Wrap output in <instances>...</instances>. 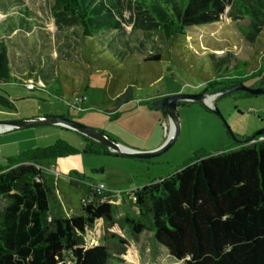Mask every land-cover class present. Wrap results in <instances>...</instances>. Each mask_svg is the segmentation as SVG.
Returning a JSON list of instances; mask_svg holds the SVG:
<instances>
[{
    "label": "rangeland",
    "instance_id": "1",
    "mask_svg": "<svg viewBox=\"0 0 264 264\" xmlns=\"http://www.w3.org/2000/svg\"><path fill=\"white\" fill-rule=\"evenodd\" d=\"M14 1L23 4L32 14L31 18L37 21L35 30L42 32L46 42L34 50L39 34L34 36V31L11 34L15 28H24L22 31L28 28L25 14L23 19L10 16L0 23V36L9 50L12 74L20 82L0 87V123L63 117L142 151L140 148L155 146L167 137L170 129L169 118L161 110L151 108L149 102L169 95L201 94L206 83L215 76L214 56L229 60L230 66L239 61L248 62V73L261 69L264 75V29L254 42L246 41L239 28L246 27L249 21L232 19L228 14L230 7L225 9L218 23L195 26L186 35L168 41L162 34L143 32L137 24L133 25L139 13L133 3L123 0L124 20L132 23H125L123 27L132 48L125 58H120L115 56L107 40L102 41L103 37L85 38L76 20L60 17L55 0ZM8 7L11 13L16 6ZM6 16L0 6V22ZM156 55L160 61L154 59ZM39 58L49 59L51 65H55L54 72L50 68L41 71L39 66L43 62ZM42 72L45 78L50 77L46 75L49 72L57 74L60 86L51 82L48 89L42 90L45 85ZM263 78L250 77L243 85L262 88ZM129 87L134 89V100L113 115L111 110L116 98ZM60 94L64 99L58 97ZM213 105L218 113L199 102L182 103L180 136L169 150L156 158L139 160L85 154L87 144L82 134L66 127L43 125L0 135V163L8 164L7 155L17 156L28 150L54 148L60 144V148L54 150L58 155L55 159L40 162L48 185L55 191L50 201L54 212L59 210L66 218L82 215L86 196L75 182L90 186L103 184L119 194L106 199L115 206L116 223L96 222L87 230L89 245H100L104 236L116 234L129 244L126 254L120 256L124 261L121 264H186L157 243L151 231L134 238L119 225L127 216L137 215L134 190L170 176L178 167L200 159L203 154L230 149L235 143L232 133L237 138L247 139L264 128V94L243 98L240 92H235L217 97ZM143 132L149 137L148 143L142 139ZM69 147L78 153L67 155ZM5 204L6 201L0 199V212Z\"/></svg>",
    "mask_w": 264,
    "mask_h": 264
},
{
    "label": "trees",
    "instance_id": "2",
    "mask_svg": "<svg viewBox=\"0 0 264 264\" xmlns=\"http://www.w3.org/2000/svg\"><path fill=\"white\" fill-rule=\"evenodd\" d=\"M55 1L60 17L76 20L85 38L103 37L102 41L107 40L120 58L132 48L125 23L174 41L190 28L218 23L230 7L232 19L249 21L239 28L246 41L254 42L264 29V0H129L139 13L132 23L124 20L123 0ZM8 5L16 6L11 13ZM0 6L7 14L0 23L10 16L23 19L25 14L28 28H15L11 34L34 31V36L39 34L40 38L36 36L38 45L34 43L33 49L45 44L46 37L35 30L37 21L23 4L0 0ZM39 59L43 62L41 71H53L55 65L49 59ZM154 59L161 60L157 55ZM213 59L215 76L204 87L208 94L229 89L250 77H264L261 69L248 73V62L230 66L229 60ZM49 73L46 75L50 77L45 78L42 72V90L48 89L51 82L60 86L57 74ZM7 83L20 84L12 74L9 50L0 36V87ZM134 93L133 87L126 88L116 98L112 114L116 116L121 107L132 102ZM240 93L243 98L252 97ZM58 97L64 99L62 94ZM81 137L87 144L83 153L115 155L106 146ZM59 148L60 144L21 152L6 166H0V199L6 201L0 212V264L123 263L120 256L126 254L129 244L121 236L106 235L104 242L96 246L86 241L87 230L96 222L116 223L115 206L103 201L107 193L97 195L92 186L75 182L86 196L82 215L66 218L59 210L51 209L55 191L48 185L40 162L55 159L58 155L54 150ZM66 150L67 155L78 153L74 148ZM133 195L137 215L127 216L119 225L132 237L151 231L157 243L186 264H264V135H255L247 144L233 143L228 150L203 154L170 176L134 190Z\"/></svg>",
    "mask_w": 264,
    "mask_h": 264
},
{
    "label": "water",
    "instance_id": "3",
    "mask_svg": "<svg viewBox=\"0 0 264 264\" xmlns=\"http://www.w3.org/2000/svg\"><path fill=\"white\" fill-rule=\"evenodd\" d=\"M243 91L245 93H248L252 96H261L264 94V87L262 88H247L243 85V83H238L236 85H233L231 88L219 91L217 93H211L208 94L206 91H203L201 94H194V95H185V94H178L173 96H166L161 98L158 101H154L151 104V108H154L155 110H161L170 121V134L166 138L165 142L162 144L161 147H159L156 150H150V151H139L138 149H131L128 147H125V145L118 143L117 141L111 139V137L107 136L104 133L98 132L95 129L85 127L80 123L71 122L66 118L63 117H50V118H36L31 120H23L18 122H7V123H0V133L6 132V131H13L16 129H29L36 126H43V125H53V126H61L66 127L72 131H76L80 134H82L83 137H86L88 139H91L93 141H96V143L102 144L107 147L108 151L110 153L115 154L117 156H125V158H139V160L149 159V158H156L165 151L169 150L177 141L178 137L180 136L181 127H180V103L181 102H199V104L204 105L208 110L213 111V113H218L216 110H214V105H208L205 103V99L209 96H213L214 100L217 97L223 96V95H231L235 92ZM232 133V132H231ZM234 142L235 143H241V144H247L251 142V140L254 139L255 135L247 138V139H241L237 138L233 133ZM264 135V128L257 133L256 136H262Z\"/></svg>",
    "mask_w": 264,
    "mask_h": 264
},
{
    "label": "crops",
    "instance_id": "4",
    "mask_svg": "<svg viewBox=\"0 0 264 264\" xmlns=\"http://www.w3.org/2000/svg\"><path fill=\"white\" fill-rule=\"evenodd\" d=\"M167 117V116H166ZM170 129H169V131H167V137L169 136V134H170ZM8 132H11L10 130L9 131H6V132H3V133H0V135H5V133L7 134ZM147 136V134H145L144 132H143V137H142V139L144 140V142H149V137L147 138L146 137ZM167 137H165L164 139H162L161 141H159L155 146L153 145V146H151V147H142V148H140L142 151H146V150H148V149H156L157 147H159V146H161L164 142H165V140H166V138ZM124 145V144H123ZM125 147H127V146H125ZM128 148H130V147H128ZM131 149H134V148H131ZM18 156V155H17ZM14 157H16V156H9V155H7V158H6V161H9L10 159H12V158H14ZM4 164V163H3ZM0 166H4V165H2L1 163H0Z\"/></svg>",
    "mask_w": 264,
    "mask_h": 264
},
{
    "label": "built area",
    "instance_id": "5",
    "mask_svg": "<svg viewBox=\"0 0 264 264\" xmlns=\"http://www.w3.org/2000/svg\"><path fill=\"white\" fill-rule=\"evenodd\" d=\"M79 101V100H77ZM93 190H94V193L97 194V195H101L103 193H107L108 196H106L103 201H106L107 198H110L111 196H115V195H119V194H114L113 192L109 191L105 185L103 184H99V185H93L92 186ZM135 199V198H134ZM85 203V201H84Z\"/></svg>",
    "mask_w": 264,
    "mask_h": 264
},
{
    "label": "bare ground",
    "instance_id": "6",
    "mask_svg": "<svg viewBox=\"0 0 264 264\" xmlns=\"http://www.w3.org/2000/svg\"><path fill=\"white\" fill-rule=\"evenodd\" d=\"M214 102V97L213 96H209L205 99V103H207L208 105H212Z\"/></svg>",
    "mask_w": 264,
    "mask_h": 264
},
{
    "label": "flooded vegetation",
    "instance_id": "7",
    "mask_svg": "<svg viewBox=\"0 0 264 264\" xmlns=\"http://www.w3.org/2000/svg\"><path fill=\"white\" fill-rule=\"evenodd\" d=\"M183 102H184V101H183ZM183 102H181V103H183ZM181 103H180V104H181ZM184 103H185V102H184Z\"/></svg>",
    "mask_w": 264,
    "mask_h": 264
}]
</instances>
